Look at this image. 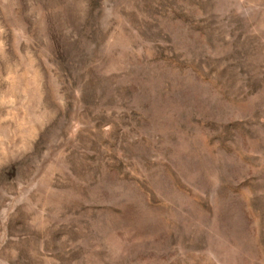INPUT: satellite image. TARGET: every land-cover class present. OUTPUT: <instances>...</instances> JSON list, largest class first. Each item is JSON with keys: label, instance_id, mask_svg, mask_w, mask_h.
Instances as JSON below:
<instances>
[{"label": "rangeland", "instance_id": "374dc122", "mask_svg": "<svg viewBox=\"0 0 264 264\" xmlns=\"http://www.w3.org/2000/svg\"><path fill=\"white\" fill-rule=\"evenodd\" d=\"M0 264H264V0H0Z\"/></svg>", "mask_w": 264, "mask_h": 264}]
</instances>
